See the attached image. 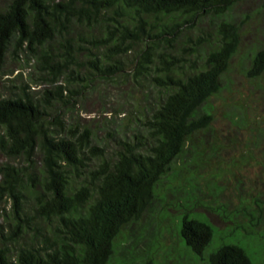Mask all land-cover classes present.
Returning <instances> with one entry per match:
<instances>
[{"label": "trees", "instance_id": "obj_1", "mask_svg": "<svg viewBox=\"0 0 264 264\" xmlns=\"http://www.w3.org/2000/svg\"><path fill=\"white\" fill-rule=\"evenodd\" d=\"M238 1L0 0V73L21 55L44 87L0 99V264H264L203 213L195 172ZM206 19L220 22L203 55Z\"/></svg>", "mask_w": 264, "mask_h": 264}, {"label": "rangeland", "instance_id": "obj_2", "mask_svg": "<svg viewBox=\"0 0 264 264\" xmlns=\"http://www.w3.org/2000/svg\"><path fill=\"white\" fill-rule=\"evenodd\" d=\"M219 22L203 21V55L210 50L206 42L216 39ZM232 22L239 33L238 47L221 79V91L211 101L212 120L203 133L202 162L195 172L203 191V213L220 232L252 239L256 260L264 263V76H248L252 55L264 49V0H239ZM18 57H8L0 73V99L23 85L34 94L44 88L31 83L30 63ZM86 105L88 109L80 112L81 123L102 111L97 98ZM5 162L0 155V165ZM9 210L4 199L0 232L6 231ZM161 242L168 252L175 246V232H166ZM162 254L158 264H164Z\"/></svg>", "mask_w": 264, "mask_h": 264}]
</instances>
